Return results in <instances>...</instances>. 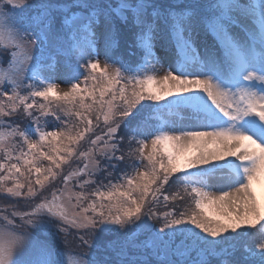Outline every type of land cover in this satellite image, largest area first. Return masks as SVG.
<instances>
[{
	"label": "snow or ice",
	"instance_id": "6c2138e0",
	"mask_svg": "<svg viewBox=\"0 0 264 264\" xmlns=\"http://www.w3.org/2000/svg\"><path fill=\"white\" fill-rule=\"evenodd\" d=\"M0 199V264H264V0H0Z\"/></svg>",
	"mask_w": 264,
	"mask_h": 264
},
{
	"label": "rangeland",
	"instance_id": "374dc122",
	"mask_svg": "<svg viewBox=\"0 0 264 264\" xmlns=\"http://www.w3.org/2000/svg\"><path fill=\"white\" fill-rule=\"evenodd\" d=\"M61 86L64 87L65 85L62 84ZM2 202H3L2 199H0V203H2ZM186 203H187V198H185L184 201H177L178 210L182 209L184 207V204H186ZM160 210L163 211L165 209L161 208Z\"/></svg>",
	"mask_w": 264,
	"mask_h": 264
},
{
	"label": "trees",
	"instance_id": "16d2710c",
	"mask_svg": "<svg viewBox=\"0 0 264 264\" xmlns=\"http://www.w3.org/2000/svg\"><path fill=\"white\" fill-rule=\"evenodd\" d=\"M176 205H177V202H176Z\"/></svg>",
	"mask_w": 264,
	"mask_h": 264
}]
</instances>
